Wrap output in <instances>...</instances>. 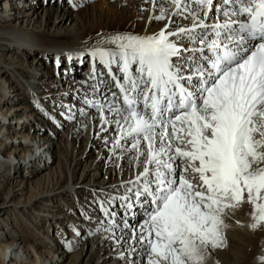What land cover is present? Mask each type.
<instances>
[{"label": "bare ground", "instance_id": "1", "mask_svg": "<svg viewBox=\"0 0 264 264\" xmlns=\"http://www.w3.org/2000/svg\"><path fill=\"white\" fill-rule=\"evenodd\" d=\"M1 1L2 0H0V2ZM29 1L31 2L32 0ZM29 1L6 0L5 3H3L5 4L4 7H6V10L0 13V61L3 60L2 57L5 59L7 58L6 59L7 62L10 58L13 59V62H8V63L12 64L14 66L13 67L14 70L18 71L21 74V76L24 78V76L26 75L23 69L24 65H22L21 63V67H22L21 68L20 62L18 63L14 61V59H17L18 57H25L24 59H26V57L31 56L32 58V55L35 54L37 55L36 62H38V65H44L45 60L46 59L48 60L49 57L52 56L51 53H54L58 56L53 57V59H56L57 57L60 59L58 62L57 70L56 69L53 70L54 72H58L59 69L62 70V67L60 68V66L65 65V62L63 61L64 58L66 57L71 58V71L70 72L67 71L66 80L60 81L61 77L57 73L48 72L47 74H45V76L42 77L36 76L33 72L28 73V76L26 78L33 79L34 81L32 90H34V92L36 90H39V92L42 90V92L45 93L44 95L40 94V98H41L40 100H42V102L38 103V101L35 98L37 103L31 102L30 106H36V104H40L38 106V109L40 110L41 105L47 106L48 100L52 99L51 100L52 102L54 100L58 102V104H56V106H54L52 109V112L56 113L57 110L65 108L67 105H70L68 107L69 109H73L72 105H76L80 102L87 103L90 105H94L92 104L94 102H99V104H101L100 101L101 102L105 101V103H107V100L106 99L103 100V98L109 97L107 99L111 101L110 102L112 103L111 105L103 106L104 105L103 104L100 106L98 104L97 108L96 105L94 109L88 108L87 111H90L92 113L91 117L88 119H86L85 113L80 112L79 110L81 109L80 104H78L79 106H77L76 109H73V111L74 110L76 111V113L74 112L72 114L76 116L75 118L73 119L70 118L68 113L71 112H69L70 110H68L67 108H65V111L63 113H59L58 115H61L60 118L64 119L63 121L65 124H67L68 126L70 125L69 126L70 130L68 132L69 136L73 138L78 137L79 139L85 138L86 136L87 138L86 148L83 156L86 154L90 146H91V150H90L91 154L88 157L94 156L95 152L98 149H100V153L102 152L105 153L106 151L105 147L108 146L107 145L108 143H106V141L110 139L109 138L110 136L113 137L114 130L119 129L118 141L117 143H115V146H113L112 152L110 153L112 154V157H110V162L112 164L110 162L109 163L111 165L109 163L108 164L110 165V167L113 166L112 167L114 168L113 173H115V175H116V168L120 170L119 168L123 165L121 177H123L124 183H127V185L124 184L122 185L116 180L114 182H111L112 185H110V183H107L106 181L104 183H100L99 176H100V169L102 168V164L101 165L97 164V166H95V170L93 169L94 165L88 167L87 171L89 172V174H87V179L79 187L75 186L76 184L70 185V183L64 186V175L68 177V173H66V169H65L66 168L65 162L63 164V171L61 173L57 172L58 173L57 175L56 174L53 175L51 171L50 173L44 172L45 174H42V176L40 177L39 175H41L43 171L53 170L52 167H49L48 161L51 157L53 159L52 162L58 159L56 155V150L59 149V146L61 148L60 151L62 156L63 157L65 156V158L67 159V163H69L70 153L72 156L73 155L72 153L75 152L73 151L74 146H72L74 142L69 140L65 141L64 138H62V133L60 132L59 129H63V128L61 127V125H58L60 123V120L56 122L54 121V119L49 118L52 117L51 113L49 112L44 114V112L42 113V110H40L41 114L36 112L34 116L39 120L42 119L43 116L44 121H46L47 119L53 121V123L56 126L50 127L48 131L45 130L44 128L34 127L32 125L27 126L25 124L21 126L19 129V127L16 124H14L13 121L9 120V117L12 114L13 109L8 108L6 109V111L0 109V157L4 158V160L12 161V158L16 160L19 159L20 155H22L26 159H29L28 160L29 163L27 164V166H25L26 170L38 171L37 176H39L40 178L37 179L36 182L37 184L38 183L42 184L44 181H53L54 183V188L48 193L46 192L41 193L40 195H37L29 199H24L25 197H23L24 195H26V192H22L21 194H19L10 191L9 194L7 193L6 195H4L5 202L3 204H0V214L8 215L10 212L16 214L17 212H20L19 208L21 207H24V211H27L28 207L35 208L42 202V199H44V197L46 198L47 196L51 197V200L49 201L51 203L58 198L59 199L61 198L66 199L68 197L72 198L73 195H76L77 197L81 196V198L83 199L87 197H93L92 195L93 191H96L98 195H102V194L108 195L107 192L116 193L117 195L115 196L118 198L116 199V201H118L119 203L116 201L115 202L112 201L114 204L111 207L113 209V212H110V210L107 209V215L109 216L102 217L104 215V211L99 210L98 215H95V217L98 218L94 219L95 218L94 217L92 219L93 223L92 221L88 222L87 219H85L87 225L88 224L91 225V227L89 226L90 229L93 228V231L90 230L92 232L91 233L92 235L91 236L87 235V237H89L90 240L92 239L91 243H94L95 248L98 250L101 249L104 254L105 253L107 254L110 251L109 250L110 247L108 248L105 247L106 246L105 244H107L105 242L107 240L112 241V245H116L115 243L116 240H114L115 238L114 233L118 232L119 234H121L120 237H125L122 240L125 244L122 243L123 245H121L120 247L118 246V249L114 254L108 255L107 257L103 256V253L100 254V251H97L96 254L93 256V258L90 260L89 264H91V262L94 260L95 261L98 260L97 264H120L121 263L120 261L124 262L123 260L126 261V259L128 260L127 262H129L130 264H149V258H151L150 257L151 247L149 245V239L150 238L155 239V236L153 233L152 237H149L148 225L151 223V216L155 213L157 205L156 203L153 202V196L145 192L144 188L147 185L150 190H155L156 188L155 172L158 166L155 163L149 164L148 162V141L144 140L142 136L136 137L135 134H129L128 124L125 123L124 120V116L127 115V111L122 109V111L117 112V109H119L118 102L110 100V97L112 96L114 91V87H113L114 84L111 83L105 84L104 82L107 81H105L106 79L103 78L101 85L98 86L97 88H93L91 85V80L93 76L91 73H88V70H86V74H89V79L85 78L82 83L78 84L77 76L80 74V71H78L79 64L73 61L75 59L78 60L79 58H74L72 56L75 55L78 57H83L88 52L89 54L94 52L92 50H97V51L104 50L108 53L115 54L114 57L113 56L106 57L107 60V61L105 60L106 66H109L110 68V70H108L106 73L113 71L115 77L120 79L122 84L127 88V90L130 93L133 92L135 96L140 94L139 97L140 100L136 99L135 97L137 103L135 104L134 107L136 108L137 111L143 112L145 114V118H148V116H150V112L148 108H151V104L145 103V100L143 98L146 92H149L148 89L151 88V87L143 88L146 79L148 81V77L146 73L143 75V77L141 76L138 60L137 61L130 60L128 65V74L126 76L123 67L124 61L119 55V52L121 51V49L118 46L119 41L117 43H112V41L115 40L117 37H129V36L136 38L154 37V36H158L161 32H163L165 28L163 27L161 31H157L156 33L149 31L148 27L143 28L144 26H142L139 23V21H137V19L139 18V14L135 15L134 18H132L131 14H126V15H120V13L113 14L112 11H109V13L108 11L107 13L102 11L101 15L99 16L93 15L94 13H91L90 11H86V15L85 16L80 15L79 18L81 22H85V23L83 25L80 24V28L77 29L78 31L81 32L83 36L88 38L85 39L86 42L82 43L81 42L82 36H80V34H77L74 37H68L67 35L61 33L66 26H70L72 24L71 22L74 21V19H72L71 22L67 20L69 17L72 16L70 12L62 9L61 12L58 11L56 13V16L53 19V15L55 14L56 11L50 9L44 10L43 16L41 17L42 22L41 24H39L38 19H40V16L37 15V17L34 18L36 14L30 11L31 8L29 10H27L26 8V7H30L29 4L27 3ZM128 1H132V0H128ZM18 2L22 3L23 5L20 6ZM173 4H174L173 8H175L176 3L174 1ZM7 6L8 7L14 6V10L15 9L19 10V13L17 14L18 17L21 18L18 19V17L12 16L10 12L9 14H7L8 11ZM185 6L187 8H192V10L194 11L196 10L193 8V3H190L189 1L186 0H180L179 9H182ZM238 7L239 6L237 5L236 6L237 10ZM136 10L142 11V7L137 8ZM213 11H214L213 13H217L216 8H214ZM226 12L228 13L227 15L221 12L220 14L222 16L220 15L217 16V14L216 16H213L214 15L213 14L208 17V20L209 19L212 20L213 23H216L218 21V23L221 24V26H219L218 29L217 27H215L216 33L228 32L230 35H234L235 37H237L238 36L237 33L240 34V26H239L241 24L240 22L244 21V17L233 14V5L230 6L226 5L225 13ZM110 13H112V15ZM117 15L119 17H117ZM216 17L217 20L215 22L214 20ZM206 24L207 23H205V26H197V27H206ZM201 25L204 24L202 23ZM225 25L228 26L225 27ZM98 28L107 31L108 35L106 41H103L105 40V37L97 35ZM175 31L176 30L172 31L171 28H168V32L165 33L168 37L169 42L175 44L177 47L184 48L183 51L184 50L187 51V46H184V39L183 37H181L182 35H184L183 30L177 29V31L176 32ZM98 39L102 40L101 43L98 41ZM89 41L93 42L94 45L88 47L87 44L89 43ZM215 41H221V39L217 38ZM231 43L232 46H235L236 41H232ZM210 44L212 43L201 42L198 45H196V47L194 45L195 48L197 49L203 48L204 50L202 52L197 51L194 54L188 55V57H186L188 59L191 56L195 55V60H197L196 69L194 70L192 69L190 72L187 71L188 69L185 70V67L183 66L184 64H186L185 62H182L180 60L176 61L177 54L172 56L174 57L173 59L170 58L171 68L173 64L175 66L182 65V67H184V68L182 67L180 68L183 69L181 73L182 74L185 73V74L181 75L177 82L183 85L182 87H184L187 91H192L195 88V91L197 93H200L201 90L203 89L200 86V84L195 85V82L198 81V78H196L197 77L196 73L198 72L197 74L198 75L200 74V65H199L200 62L204 64L205 59L208 56L215 55V52L212 49L209 50ZM223 44L224 43H222V45ZM230 48L232 47L230 46ZM186 51H184L183 53H185ZM183 53L181 54L182 57H184ZM15 55H17V57ZM94 59H95V66L99 70L100 69L99 66L101 65L100 61L96 59V56H94ZM134 64L137 65L136 68H133ZM8 71L9 70L7 67L5 71L0 70V86L4 85L3 83L4 81L5 84L7 83L12 86L11 89L15 91L17 90V92H19L18 90L21 91L20 87L19 88L16 87L18 85H16L15 82L13 81L10 82L8 80L1 78L2 76L5 75V73H9ZM64 74H66V72ZM176 74L178 75V73ZM129 77L131 78V80L136 82L137 87L135 89L133 88L132 83L129 80ZM40 78L42 79L40 80ZM180 78H184V79H180ZM214 80L215 78L211 79L210 82H208L207 84L210 85ZM182 81H184L185 83L190 82V85H186ZM36 86L37 88H34ZM107 86L109 90H107ZM141 89H144L143 93H141ZM153 91L154 90H152L149 93H152ZM13 95L14 94L9 96L12 97ZM131 98L134 97L131 95ZM44 99H46L47 101L43 102ZM118 99L120 100V98ZM26 101L29 102V99H27ZM74 101L76 103H73ZM125 105H126L125 103L122 104L123 108H125ZM30 106L28 105L22 106L19 107L18 110H22L25 113H27L28 111L31 110ZM146 106L149 107L145 108ZM161 108H162V103H161ZM82 109L85 110L84 108ZM180 113L181 110L175 105L168 110L167 114L163 109V114L160 117V119L167 121L168 119H171L175 115ZM24 119L26 120V117L23 118V121ZM66 120H70L71 122L66 123ZM87 125L89 129L87 128ZM161 127L162 126L158 125L154 131L158 134L161 131ZM86 128L88 129V131H85ZM96 128H100V129L96 130ZM17 129H19L23 133L27 129L26 133L30 132V133H34L35 135L23 136V138L17 136L18 138H21L19 142L16 141L17 137L14 136L11 137L9 140L11 141V144H9L8 142H4V138L6 140V136L8 134L12 135V131H15ZM177 135H180V133L178 132ZM257 138H259L258 135ZM57 139H59L58 142L56 141ZM177 142L178 141H173L174 144ZM167 143L168 141L167 139H165V144ZM134 144H136V147H133ZM155 146L157 149L160 147L159 138H157L155 142ZM127 147L130 149H128ZM181 147H183V145H181ZM169 155H175L174 148L172 152L168 153V155H164L161 157L163 161L169 163L172 166L171 170L162 169L168 175V179L170 177H172L170 179H174L175 176L176 178H178L177 173L181 170L183 173V178L188 179L193 184L194 190H205V186H203V183L199 178V173L194 172L191 168H188L187 171L185 170L187 166V161L184 158L176 157L175 159L169 160L168 159ZM106 156L108 157V155ZM132 157H134L133 162L130 163V158ZM73 158L74 157L72 156V160L70 161L71 162L70 167H72V165L75 163V160ZM118 158H120V162L118 163H121V166L119 164V167H116L115 161ZM86 162L87 161H85V163ZM40 163H46L45 168H43ZM195 164L198 166L199 162L196 161ZM0 165L3 166V169L8 166L10 168H14V166L9 162L2 160H0ZM77 165L80 166L82 165V163H77ZM259 167H264V161L253 164V168H259ZM145 169H148L147 176L144 174ZM16 175H17V171L14 172L13 177H15ZM37 176L35 178H37ZM90 177H94V178H92L91 182L85 184L86 181L90 179ZM76 179L77 178L74 175L73 180ZM93 180H95V182ZM93 183H95L94 187L96 189H92ZM25 186L26 183L24 181V183L21 185V191L25 190ZM176 186L178 187L179 184L177 183ZM76 187H78L79 189L76 190ZM101 187H103L104 190H99V188ZM18 195L22 197H19L18 199ZM115 196L114 198H116ZM121 197L124 198L121 199ZM38 200H39L38 203L33 204L34 201L37 202ZM127 203H128L127 206L129 207L131 206L130 209L131 216L129 222L128 224H125L124 220H122V222L117 223V221L119 220L118 217L119 213L121 212V210L119 209V205L127 204ZM31 205H33L34 207L33 206L31 207ZM97 206L100 205L98 204ZM253 213H254V206L253 204L247 202V192L245 191L244 202L238 204L235 207H227L220 214V218L223 222L222 225L219 227V232L221 233L222 236V243L220 244V246H218V248L217 247L216 248L220 251V254L222 258L225 260V262H227L226 264H264V224H261L259 227H257L254 230L251 227V225L254 223ZM40 215L44 217L43 213ZM102 218H103L102 222L105 223L107 225L106 227H109L110 229H107L106 227L101 228L102 226L100 220H102ZM59 220L57 223L62 225ZM63 221L65 220L63 219ZM111 221H113L114 223L112 222L113 224H111ZM76 224H78V222ZM136 227L138 230L136 229L134 231L133 229H135ZM74 229H76L77 231H84L82 225H80L79 229L78 227ZM72 236L75 240L73 243H69L67 247L75 250V248H78L80 246L79 243H83L84 241L76 239L77 238L76 235H72ZM72 236L70 237L72 238ZM0 241H1L0 259H1V253L3 254L5 253V257L1 264H61V262H65L67 259H69V257H73L72 254L69 255L68 253L69 249L66 246L64 247L63 244H60V241L59 242L51 241L49 244L42 242L39 243V245L34 246V252L38 254V256L40 257V262H42L39 263V261L34 260L32 250L27 247V242L23 238H13L11 236L10 238L1 237ZM72 244H74V246ZM229 244H230L229 253H227L226 250L222 252L221 248L223 247L227 248V245ZM119 250L120 252L119 254H117ZM124 250H129L130 253L128 254L125 252L126 254H124ZM84 253L81 254L79 253L76 255L78 260L83 259L85 255ZM238 253L240 255H245L246 257L241 259L240 257L237 256ZM253 254H256V256H254ZM110 259H112L113 262H108ZM116 259L118 262L115 261ZM217 262L219 261L217 260Z\"/></svg>", "mask_w": 264, "mask_h": 264}, {"label": "snow or ice", "instance_id": "2", "mask_svg": "<svg viewBox=\"0 0 264 264\" xmlns=\"http://www.w3.org/2000/svg\"><path fill=\"white\" fill-rule=\"evenodd\" d=\"M174 2L179 9L180 0ZM211 2L200 0L201 4L211 5ZM224 2L233 5V14L245 17L238 38L229 35L226 41L243 42L247 38L261 42L250 54L238 58L228 42L222 45L223 54L220 55L221 44L214 41L211 48L217 52L213 62L216 78L200 93L195 88L187 91L177 82L179 76L171 70L170 58L179 49L169 42L164 32L154 37H117L112 41H119V55L124 61L126 76L130 60H138L141 76L146 73V83L151 85L148 91L157 93L143 97L145 103L151 100L148 118L134 107L136 99L125 95L128 109L124 116L129 134L148 141L149 164L158 166L155 190L147 185L144 188L157 205L148 225L149 237L153 233L155 236L149 239L154 254L149 264H202L201 248L209 244L218 247L222 243L220 214L225 208L244 202L245 191L247 202L254 206L251 227L255 230L264 224V167L253 168V164L264 161V0ZM91 55H99L103 60L115 54L98 50ZM225 63L228 67L222 68ZM129 80L135 89L136 82L130 77ZM169 85L179 90L176 107L181 113L164 121L160 119L163 114L161 101L171 109L173 97L177 95ZM158 125L162 127L157 134L154 130ZM157 138L158 149L155 146ZM173 141L178 142L174 144ZM173 148L175 155H169L168 159L184 158L187 161L185 170L191 168L198 172L205 190H194L193 184L183 177L178 187L175 179H168L162 169L171 170L172 166L161 157ZM144 174L147 176L148 169Z\"/></svg>", "mask_w": 264, "mask_h": 264}, {"label": "rangeland", "instance_id": "3", "mask_svg": "<svg viewBox=\"0 0 264 264\" xmlns=\"http://www.w3.org/2000/svg\"><path fill=\"white\" fill-rule=\"evenodd\" d=\"M5 1L6 0H2L0 2V13L3 12L4 10H6V7H4L5 5L3 4V3H5ZM173 1L174 0H132V1H128V0H122V1L121 0H48L47 5H45L46 0H32L31 2L30 1L27 2L30 7H26V8H27V10H29L31 8L30 11L32 13L34 12L36 14L34 16V18L37 17V15L40 16V19H38L39 24H41V22H42L41 17L43 16L44 10H48V9L55 10L56 12L53 15V19L56 16V13L58 11L61 12L62 9L67 10L72 15L67 20L71 22L72 19H74V21L71 22L72 24L70 26H66L61 33L67 35L68 37H74L77 34H80V36H82L81 42L84 43V42H86L85 39H88V38L83 36L81 34V32L78 31L77 29L80 28V24L83 25L85 23V22H81V20H79V18H80V15L85 16L86 11H90L91 13H94L93 15H97V16L101 15L102 11H104L105 13H107V11H108V13H109V11H112L113 14L114 13H117V14L120 13V15L131 14L132 18H134L135 15L139 14V18L137 19V21H139V23L142 26H144L143 28L148 27L149 29L148 28L147 29L151 32L156 33L157 31H161V29L163 27L165 28L163 31L164 33L168 32V28H171L172 31L173 30L177 31V29L183 30L184 35H182L181 37H183V39H184V36H186L185 38L187 40L194 41L193 37L196 39H202V38L204 39V37L207 35L206 31L213 24L212 20H210V19L208 20L209 16H211L213 14H214L213 16H216V14H217V16H219V15L222 16L220 13L223 12L225 14V6L226 5H228V6L232 5L230 3L226 4L225 2H223L224 0H219V1L215 0V2L213 3L212 6L214 8H216L217 13H213L214 12L213 11L214 9H213L211 12H209V14H206L207 17H205L204 11L207 8L206 6H208V5L207 4L206 5L201 4L200 0H186V1H189L190 3H193V8L196 9L195 11L192 10V8H187L186 6H185L186 8L184 7L182 9H178L177 7L173 8V5H174ZM197 1H198V3H197ZM131 2H133V3H131ZM222 2H223V4H222ZM199 5H200V7H199ZM141 7H142V11L136 10L137 8H141ZM21 8H23V7H21ZM7 9H8L7 14H9V12H10V14H12V16L18 17L17 13H19V10H17V9L14 10V6H9ZM15 12H16V14H15ZM110 14L112 15V13H110ZM117 17H119V16L117 15ZM20 18L21 17H18V19H20ZM135 19H136V17H135ZM201 19H203V20H201ZM216 20H217V17L215 18L214 21L216 22ZM201 22L204 24L203 26H205V23H207L206 25H208L207 26L208 28L206 29V27H197V26H201V24H202ZM216 23H218V21ZM97 32H98L97 35L105 37V40H103V41H106L107 35H108L107 31L106 30L104 31V30H101L100 28H98ZM213 32L216 33V28L214 29ZM206 39H207V43H208V38H206ZM98 41L101 43L102 40L98 39ZM196 42H198V41H196ZM199 43H201V42H199ZM198 44H192L191 45V42H189V43L184 42V46L191 45L192 49H190L191 47H187V51L184 50L186 52L183 53L184 48H182L177 53V56H176L177 60L176 61L180 60V61L184 62L183 61V59H184L186 64H184L183 66L185 67V70L188 69L187 70L188 72H190L192 70V66H190L191 64H189L186 57H188V55L194 54L197 51L202 52L204 50L203 48H200V49L195 48L196 45H198ZM87 45H88V47H91L94 45V43L89 41V43ZM194 45H195V47H194ZM92 51L96 52L97 50H92ZM182 53L184 54V57L181 56ZM51 55L52 56H50L48 60L47 59L45 60L46 63L44 62L45 63L44 65H38V62H36L37 61V59H36L37 55H35V54L32 55V58H31V56H28V57H26V59H24L25 57H18L17 59H14V61H16L18 63L20 62V67H21V63H22V65H24L23 69H24V72L26 73L24 78L21 76V74L18 71L14 70V68H13L14 66L12 64L8 63V62H13V59L10 58L7 62L6 61L7 58L5 59L2 57L3 60L0 61V70L5 71L6 67L9 70L8 71L9 73H5V75L2 76L1 78L8 80L10 82H12V81L15 82V84L18 85L16 87H18V88L20 87V89H21V91L18 90L19 92H17V90L15 91V90L11 89L12 88L11 85H9L7 83L5 84V82L3 81L4 85L0 86V109L4 110V111H6V109H8V108L13 109L12 110L13 112L10 115L9 120L13 121L14 124H16L19 127V129L24 124L27 126L32 125L34 127L44 128L45 130H48V131H49L50 127L56 126L53 123V121H51L50 119H47L46 121H44L43 116H42V119H40V120L38 118L34 117L36 112L41 114V111L38 109V106L40 104H36V106H30L31 102L32 103L36 102L35 97H36L37 101L39 102L41 99L40 94L44 95L45 93H43L42 90L40 92H39V90H36L34 92V90H32V86L34 84L33 79L26 78L28 76L29 72L30 73L33 72L36 76H41V77L45 76V74H47L48 72H51V73H57L61 77L60 81L66 80L67 71H66V74H64L65 72L63 71V69L62 70L59 69L58 72L53 71V70H55L53 57L58 56V55H56L54 53H51ZM15 56L17 57V55H15ZM85 56L78 57V56L74 55L72 57L79 58V59L78 60L75 59L73 62L79 64L80 61H82V59L85 58ZM171 58L173 59L174 57H171ZM190 59L195 60V55L191 56ZM105 60H106V58H105ZM191 62L197 64L195 61H191ZM187 64H189V66L186 67ZM61 65H63V64H61ZM136 66L137 65L134 64L133 68H136ZM99 67L101 68V66H99ZM180 67H182V65L175 66L173 64L172 69L174 71H175V69L178 70V72H179L178 75L179 74H181V75L185 74V73H183V74L181 73L183 71L182 68H184V67H182V68H180ZM11 69H13L14 71ZM17 79L19 80V82ZM41 79L42 78H40V80ZM84 79L81 80L80 78H77L78 84H80L79 83L80 81L83 82ZM28 80H31V81H28ZM78 87H80V86H78ZM34 88H37V86ZM29 89H31V90H29ZM34 93H35V96H34ZM36 93H37V95H36ZM12 94H14L12 97L9 96ZM15 95H17V96H15ZM26 98L29 99V102L26 101L27 100ZM51 100L50 99L48 100L47 106H45V105L41 106L42 107L41 108L42 113L44 112V114H45V113L49 112L52 115V117H49V118L54 119V121H56V122H58V120H60V123L58 125H61V127L63 128V129H59L60 132L62 133V138H64L65 141L69 140V141L74 142V144H72V146H74L73 151H75V152L72 153L73 154L72 156L74 157L73 159L75 160V163L72 165V167H70V165H71L70 161L72 160L71 153L69 155V163H67V159L65 158V156L64 157L62 156L61 151H60L61 148L59 146V149L56 150V155H57L58 159L55 160L54 162H52L53 159L51 157L48 161L49 167H52L53 170H48V171L45 170L39 176L41 177L42 174H45L46 172L50 173V171L53 175H55V174L57 175L58 173H61L63 171V164L65 162V165H66L65 169H66V173H68V177L66 175H64V186H66L68 183H70V185L76 184L75 186L79 187L87 179V174H89V172L87 171L88 167H91L94 165L93 169L95 170V166H97V164L98 165L102 164V168L100 169V176H99V178H100L99 182L100 183H104L106 181L107 183H110V185H112L111 182H114L116 180L119 183H121L122 185L123 184L127 185V183H124L123 177H121L123 165L121 166V163H118V162H120V158H118L117 160L115 159L116 160L115 161L116 167H119V164L121 166L119 168L120 170H118L116 168V175H115V173H113V171H114L113 170L114 168H112L113 166L110 167V165L112 164L110 162V157H112V154H110V153L112 152L113 146H115V143H117V141H118L119 129L114 130L113 137L110 136L109 137L110 139L108 141H106V143H108L107 144L108 146L105 147L106 151L104 149L105 153L104 152L100 153V149H98L95 152L94 156L88 157L91 154L90 153L91 146H90L88 148L86 154L83 156V154L85 153V148H86V141H87L86 136H85V138H81V139H79L78 137L73 138V137L69 136L68 132L70 130V127H69L70 125L68 126L67 124H65L63 121L64 119L60 118L61 115H58L59 113H63L65 111V108H67L68 110H70L69 112H71V113H68V115L70 116V118L73 119L76 117V116L72 115L74 112L76 113V111L75 110L73 111V109H76V107L79 106L78 104H80V106H81V109H79L80 112L85 113L86 119H88L92 115V113L90 111H87L88 108L94 109L95 105L97 108V105L99 104V102L92 103L94 105H90L87 103H81L80 102L76 105H72L73 109L68 108L70 105H67L66 107L64 105L65 108L59 109V110H57L56 113H53L52 109L54 106H56V104H58V102L55 101L54 99H53L54 100L53 102ZM103 100H104V98H103ZM45 101H47V100L44 99L43 102H45ZM41 102H42V100H41ZM73 103H76V102L74 101ZM100 103H101V104H99L100 106L103 104H104L103 106L107 105L105 103V101H102V102L100 101ZM26 105L30 106V108H31V110L28 111L27 113H25L22 110H18L19 107L26 106ZM35 107H36V109H35ZM82 108H84L85 110H83ZM43 109H45V110H43ZM60 111H62V112H60ZM99 111H101V110H99ZM25 117H26V120L24 119V121H23V118H25ZM67 122H71V121L66 120V123ZM101 125H102V123H101ZM87 128H88V125H87ZM87 128L85 129V131H88L89 128L88 129ZM19 129L12 131V135L8 134L6 136V140L4 138V142H8L9 144H11V141H9V140L11 137H14V136H16V137L19 136V137L23 138V136H28V135L34 136L35 135L34 133H30V132L26 133L27 129L24 131V133H25L24 134ZM99 129L100 128H96V130H99ZM85 131H84V133H85ZM20 133H22V134H20ZM20 139L21 138L17 137L16 141L19 142ZM56 141L58 142L59 139H57ZM75 145H76V147H75ZM128 149H130V148H128ZM105 154L108 155V157ZM103 157L106 159V161ZM134 157H136V156H134ZM134 157L130 158V163L133 162ZM0 160L9 162L10 164H12L14 166V168H10L8 166V167H5L3 169V166L0 165V204H3L5 202L4 195H6L7 193L9 194L10 191L16 192L19 194H21L22 192H26V195H24L23 197H25L24 199H29V198H33L37 195H40L41 193H45V192L48 193L49 191H51L54 188L53 181H44L42 184L36 183L37 179L40 178L39 176H37L38 171H27L25 166H27V164L29 163V161H28L29 159H26L22 155H20L19 159H16V160L14 158H12V161L4 160V158H2V157H0ZM24 160H25V162H24ZM85 161H87V162L85 163ZM50 163H51V165H50ZM77 163H82V165L79 166V165H77ZM40 164L43 168H45L46 163H40ZM110 170H112V171H110ZM15 171H17V175L15 177H13V174ZM54 172H56V173H54ZM92 173H94V172H92ZM74 175L77 178L76 180H73ZM180 175H181V177H183V173L181 170L177 173L178 178H176V176L174 178L178 184H179V179L181 178ZM36 176H37V178H35ZM119 176H120V178H119ZM92 178H94V177H90V179L88 181H86L85 184H88L89 182H91ZM170 178H172V177H170ZM24 181L26 183L25 190L21 191V185L24 183ZM93 181L95 182V180H93ZM34 183H36V184H34ZM31 184H33V185H31ZM94 184L95 183H93V185H92V189H96L94 187ZM78 187H76V190L79 189ZM99 190H104V189H103V187H101V188H99ZM107 194L108 195H106V194L98 195L96 193V191H93L92 192L93 197H87V198L83 199V198H81V196L77 197L76 195H73L72 198H69V197L66 199L65 198H61V199L58 198V199H55L54 202H51V203L49 202L51 200V197L47 196L46 198L44 197V199H42V202L35 208L28 207L27 211H24V207H21V208H19L20 212H17L16 214L11 213V212L8 215L7 214H5V215L0 214V239H1V237L2 238L3 237L4 238H10V236L13 238H23L27 242V247L32 250L34 260L39 261V263H42V262H40V257L38 256V254L36 252H34V246L39 245V243H42V242L49 244L51 241L52 242L53 241H55V242L60 241V244H63L64 247L65 246L67 247L69 245V243H73L75 240L72 235H76L77 236L76 239H79V240L84 241V242L79 243L80 246L78 248H75V250L67 247L69 249V252H68L69 255L72 254L73 257H69V259H67L65 262H61V264H89L90 260L93 258V256L96 254L97 251H100V254L103 252L101 249L100 250L96 249L94 243H91L92 239L90 240L89 237H87V235H89V236L92 235L91 231H93V228L90 229L91 225L90 224L87 225V222L85 219H87L88 222L92 221V223H93L92 219L95 217V215H98L99 210L104 211V215L102 217L109 216V215H107V209H109L110 212H113V209L111 207L114 205L113 202L116 201V198H114V196L117 194L111 193V192H107ZM19 197H22V196L18 195V199H19ZM92 198H94V199H92ZM108 198H110V199H108ZM39 200L37 202L34 201L33 204L38 203ZM101 200H103V201H101ZM98 204L100 206H97ZM32 206L33 205H31V207ZM42 213H43L44 217L40 215ZM99 214H101V213H99ZM53 218H55V219H53ZM62 218L65 221H63ZM96 218H98V217H95L94 219H96ZM123 218H124V214H120L118 222H122V220H124ZM58 220L61 222L62 225L57 223ZM102 221H103V218H102V220H100V222H101V226H102L101 228H104L107 225L105 223H103ZM75 222L76 223L78 222V224H76ZM80 225H82V227L84 228V231H77L76 229H74L76 227H78V229H79ZM138 226H139V224H138ZM106 228L110 229L109 227H106ZM136 229H137V227L133 230L135 231ZM128 235H130V234H128ZM70 236H72V238ZM114 236H115L114 240H116L115 241L116 245H112V241L107 240L105 242V243H107V244H105L106 245L105 247L106 248L110 247L109 253H107V254L103 253V256H105V257H107L108 255L114 254L116 252V250L118 249V246L120 247L121 245H123L122 243H124L122 240L125 237H120L121 234H119L117 232V233H114ZM0 243H1V241H0ZM117 244H119V245H117ZM72 245L74 246V244H72ZM217 248L212 247L211 244H209L207 247L201 248V255L203 257L202 264H226L227 263L222 258L220 251ZM225 248L226 247L221 248V251L223 252L224 250H226L227 253H229L230 244L227 245L226 249ZM76 249H78V250H76ZM119 252H120V250L118 251L117 254H119ZM125 252L128 254L130 253L129 250H124V254H126ZM79 253L85 254L82 260H78V258L76 256ZM253 255L256 256V254H253ZM153 256H154V254L152 253V251H150V257L151 258H149V261L153 259ZM217 256L220 258H218ZM237 256L240 257L241 259L246 257L245 255H240L239 253L237 254ZM4 257H5V253L4 254L1 253L0 264L2 263ZM217 260L219 262H217ZM115 261H117V259ZM123 261L124 262L120 261L121 263L120 262L119 263L120 264H130L129 262H127L128 261L127 259H126V261L125 260H123ZM97 262H98V260H96V261L94 260L91 262V264H97ZM108 262H113V261H112V259H110ZM161 264H163V262H161Z\"/></svg>", "mask_w": 264, "mask_h": 264}]
</instances>
